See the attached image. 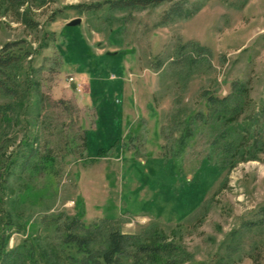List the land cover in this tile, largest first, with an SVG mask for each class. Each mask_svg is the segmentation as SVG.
<instances>
[{
  "label": "rangeland",
  "instance_id": "obj_1",
  "mask_svg": "<svg viewBox=\"0 0 264 264\" xmlns=\"http://www.w3.org/2000/svg\"><path fill=\"white\" fill-rule=\"evenodd\" d=\"M109 1L0 0V50L24 49L0 92L3 253L71 264L81 216L180 264H264V0L87 10Z\"/></svg>",
  "mask_w": 264,
  "mask_h": 264
},
{
  "label": "trees",
  "instance_id": "obj_2",
  "mask_svg": "<svg viewBox=\"0 0 264 264\" xmlns=\"http://www.w3.org/2000/svg\"><path fill=\"white\" fill-rule=\"evenodd\" d=\"M176 0H125L115 2H105L94 6H87L88 11H96L103 6H108L111 11L126 10L143 7H157L164 3H173ZM73 9L82 12V6H73ZM181 8L172 9L170 16L178 15ZM168 16V17H170ZM23 48L17 43L7 44L0 50V92L4 90L13 93V90L6 84V77L9 72L17 66L22 59ZM25 57L30 52H24ZM9 87V88H8ZM7 108L0 107V121L6 116ZM264 135V122L261 129ZM85 147L87 149V135L85 136ZM264 148V147H263ZM262 148V149H263ZM100 156H103L104 150H101ZM102 153V154H101ZM82 217L72 220H65L64 242L60 247V252L64 254L71 264H172L168 260L178 261L179 252L173 244H161L160 240L147 244L143 238L148 234L136 236L123 234L117 227L111 225L110 220H104L102 224L87 227L82 223ZM58 218L51 221L56 222ZM62 223V224H63ZM75 252H74V251ZM4 248L0 246V264H37L39 261L31 251L23 252L21 250H12L3 253ZM43 260L42 256L40 258ZM44 264H48L44 262Z\"/></svg>",
  "mask_w": 264,
  "mask_h": 264
},
{
  "label": "water",
  "instance_id": "obj_3",
  "mask_svg": "<svg viewBox=\"0 0 264 264\" xmlns=\"http://www.w3.org/2000/svg\"><path fill=\"white\" fill-rule=\"evenodd\" d=\"M82 23L81 19L74 20L68 24V27H78Z\"/></svg>",
  "mask_w": 264,
  "mask_h": 264
},
{
  "label": "built area",
  "instance_id": "obj_4",
  "mask_svg": "<svg viewBox=\"0 0 264 264\" xmlns=\"http://www.w3.org/2000/svg\"><path fill=\"white\" fill-rule=\"evenodd\" d=\"M71 81H73V79H71Z\"/></svg>",
  "mask_w": 264,
  "mask_h": 264
}]
</instances>
